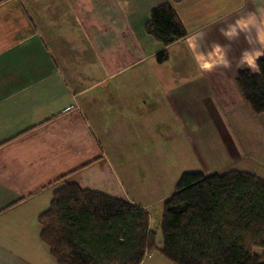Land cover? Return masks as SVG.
Wrapping results in <instances>:
<instances>
[{
    "label": "crops",
    "instance_id": "crops-1",
    "mask_svg": "<svg viewBox=\"0 0 264 264\" xmlns=\"http://www.w3.org/2000/svg\"><path fill=\"white\" fill-rule=\"evenodd\" d=\"M244 1L0 3V181L15 184L17 173L31 169L29 189L21 196L14 190L0 213L69 175L83 188L130 200L126 185L132 182L117 175L91 121L99 125L106 114L114 121L113 116L120 111L126 115L130 108L146 104L144 87L148 77L141 75L139 81L129 78L137 71L147 72V65L154 80L151 84L169 97L177 116L181 110L203 115L196 105L210 106L202 108L210 116H224L227 110L235 114L236 104L245 102L235 82L237 71L249 67L256 72L257 60L264 52L262 40L253 29L255 19L248 20V24L238 16L227 20L228 14L240 10ZM250 1L258 5L261 0ZM167 2L175 7L188 35L169 45V59L160 63L156 53L162 45L146 33L145 25L152 8ZM241 26L248 31L243 38L238 33ZM69 78L74 80L76 90ZM90 79L93 82L88 83ZM97 85L100 91L89 96L87 91ZM131 85L137 88L135 92L129 91ZM77 149L84 153L73 155L68 162L67 152L76 154ZM100 178L111 179L109 189H98L95 182L100 183ZM4 233L14 237L12 229L0 227V264H25L18 257L2 256L4 243L10 244L3 240ZM53 261L31 257V264L57 263Z\"/></svg>",
    "mask_w": 264,
    "mask_h": 264
},
{
    "label": "trees",
    "instance_id": "trees-1",
    "mask_svg": "<svg viewBox=\"0 0 264 264\" xmlns=\"http://www.w3.org/2000/svg\"><path fill=\"white\" fill-rule=\"evenodd\" d=\"M7 0H0L3 3ZM146 33L168 46L188 35L175 7L155 6ZM258 71L240 68L235 82L252 110L264 113V52ZM41 239L58 264H142L156 248L148 211L139 203L83 188L56 187L39 214ZM161 253L175 264H264V178L246 170L186 171L164 201Z\"/></svg>",
    "mask_w": 264,
    "mask_h": 264
},
{
    "label": "rangeland",
    "instance_id": "rangeland-1",
    "mask_svg": "<svg viewBox=\"0 0 264 264\" xmlns=\"http://www.w3.org/2000/svg\"><path fill=\"white\" fill-rule=\"evenodd\" d=\"M258 5L245 0L240 10L228 14L227 20L238 16L241 17L242 23L245 21L248 24V20L255 19L253 29L264 46V0ZM238 33L241 38L245 37L248 33L247 27L241 26ZM146 71L143 74L137 71L129 79L133 81L137 78L139 81V76L146 74L148 83L144 87V101L147 100L148 104H141V108L129 106L133 111L129 110L126 115L120 111L121 113L117 114L119 116H113L116 117L114 121H110L106 114L99 125L93 121L91 123L96 136L107 151L106 154L111 158L109 159L117 175H120L121 180L127 178L132 182L126 185L130 200L141 204L149 213L150 226L156 235V248L146 256L142 264H175L161 253L164 201L174 192L179 177L186 171L224 173L236 169L250 171L264 178V113H255L250 105L244 102L242 105L236 104L237 112L233 115L227 110L226 116H218L216 113L210 116L203 111L210 106L196 105L203 115L184 113L181 110V115L177 116L169 97L151 84L154 80L150 78V65H147ZM91 82L92 79L88 83ZM69 83L75 90L78 88L71 78ZM105 86H108V83ZM131 87L133 89L129 91L137 90L133 85ZM100 89L101 86L97 85L87 92L90 96ZM176 92L177 90H173V93ZM151 98L155 100L152 101ZM77 99L82 101V97ZM211 109H214V106H211ZM99 126L102 129H99ZM84 149H87V146ZM76 151V154L67 152L68 162L73 155L84 153L83 149ZM102 176L107 178L106 175ZM13 178L17 179L15 184L5 185L0 181V207L13 197L14 190L17 196L26 193L31 182V169H25ZM73 179L70 175L63 177L64 181ZM63 180L0 213V227H9L14 236L11 238L10 233H4L3 240L10 241L8 246L4 243L2 256L5 259L18 257L25 264H31V257L37 258L38 255L55 260L49 246L41 239L39 214L50 206L53 191L64 183ZM99 181L100 183L95 182L98 189H109L111 179L100 178ZM253 250L264 254V248L253 247Z\"/></svg>",
    "mask_w": 264,
    "mask_h": 264
}]
</instances>
